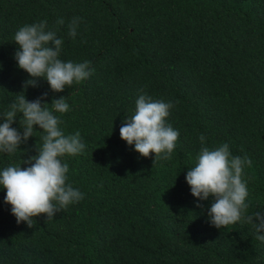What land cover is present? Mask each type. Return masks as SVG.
<instances>
[{
    "label": "trees",
    "instance_id": "1",
    "mask_svg": "<svg viewBox=\"0 0 264 264\" xmlns=\"http://www.w3.org/2000/svg\"><path fill=\"white\" fill-rule=\"evenodd\" d=\"M41 21L62 38V61L91 62L89 78L63 92L42 77L25 87L31 77L18 67L14 35ZM23 93L65 97L59 127L79 131L86 147L61 160L84 198L28 227L0 187V264H264L254 227L211 225L213 198L194 197L186 181L200 135L210 149L227 143L251 160L244 215L264 213V0H0V117ZM145 94L174 104L166 122L180 135L170 159L143 157L120 137ZM20 116L12 127L22 133ZM34 128L15 153H0V171L29 166L23 160L43 143Z\"/></svg>",
    "mask_w": 264,
    "mask_h": 264
},
{
    "label": "clouds",
    "instance_id": "2",
    "mask_svg": "<svg viewBox=\"0 0 264 264\" xmlns=\"http://www.w3.org/2000/svg\"><path fill=\"white\" fill-rule=\"evenodd\" d=\"M57 24L63 25L64 20H57ZM78 24L79 19L74 18L68 25L72 38L77 35ZM46 28V21L20 27L14 35V42L18 45L14 57L18 67L31 77L25 87L35 86L37 78L42 77L53 92H63L67 86L89 78L94 69L90 67V61H62L59 56L63 40L55 31ZM45 97L47 93L28 101L24 93L18 95L10 110L0 117V153H15L21 144L34 136V125L44 133L42 146H36L37 154L23 160L28 167L8 166L0 171V187L6 189L4 202L11 205L17 224L26 222L28 227H33L34 217L45 214L46 220H50L84 198L82 192L66 183L68 165L62 163L61 158L82 154L86 145L79 131L65 135L59 127L61 121L54 113L69 111L65 97H53L51 103H47ZM48 104H51V110L46 107ZM173 107L171 101H153L150 96L141 95L136 100L134 115L126 117L120 127L121 139L134 145L135 151L143 157L154 153V161L170 159L180 135L166 122ZM18 114H22L19 120L22 133L12 127ZM205 139L203 134L200 135L202 147L196 164L186 174L191 194L199 200L213 198L207 210L211 225L221 229L243 220L254 227L255 238L264 242V234H261L264 233V213L244 215L248 207L245 203L248 189L242 173L251 160L233 156L227 143L213 149L203 146Z\"/></svg>",
    "mask_w": 264,
    "mask_h": 264
}]
</instances>
